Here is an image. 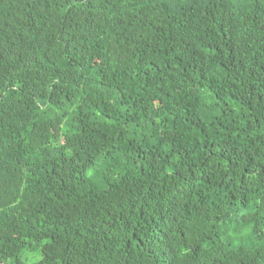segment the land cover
<instances>
[{
    "label": "trees",
    "instance_id": "obj_1",
    "mask_svg": "<svg viewBox=\"0 0 264 264\" xmlns=\"http://www.w3.org/2000/svg\"><path fill=\"white\" fill-rule=\"evenodd\" d=\"M0 264H264V0H0Z\"/></svg>",
    "mask_w": 264,
    "mask_h": 264
}]
</instances>
